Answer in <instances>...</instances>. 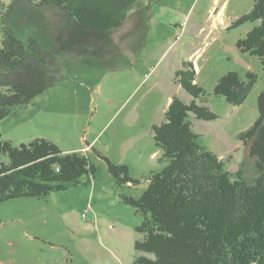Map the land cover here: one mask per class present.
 <instances>
[{
    "label": "rangeland",
    "instance_id": "rangeland-1",
    "mask_svg": "<svg viewBox=\"0 0 264 264\" xmlns=\"http://www.w3.org/2000/svg\"><path fill=\"white\" fill-rule=\"evenodd\" d=\"M254 2L139 0L121 27L109 33L98 56L57 54L50 68L62 79L0 119L1 133L14 145L49 139L64 153L89 157L97 169L88 184L84 177L80 184L46 197L0 201V264H131L151 255L135 248L143 238L136 230L143 217L123 196L139 198L148 176L167 165L160 160L163 150L152 126L165 119L175 96L186 103L195 100L217 115L203 120L189 114L197 141L220 156L234 178L242 166L251 181L253 162L242 165L247 152L239 134L259 117L264 63L240 50L237 42L259 21L232 25ZM13 3L0 0V48L5 27L23 41L35 37L50 48L65 25L62 11ZM232 71L245 81L249 72L257 74L240 105L215 94L220 78ZM191 76L203 88L200 97L184 85L193 83ZM102 155L128 166L129 175L141 182L120 185Z\"/></svg>",
    "mask_w": 264,
    "mask_h": 264
},
{
    "label": "trees",
    "instance_id": "trees-1",
    "mask_svg": "<svg viewBox=\"0 0 264 264\" xmlns=\"http://www.w3.org/2000/svg\"><path fill=\"white\" fill-rule=\"evenodd\" d=\"M19 3L55 6L62 11L65 25L54 34L50 48L35 37L23 41L11 27H5L0 48V119L62 79L50 68L57 54L98 56L109 33L121 27L139 0H14L13 4ZM249 21L259 24L237 46L264 63V0H255L253 9L232 26ZM247 77L245 81L239 73L228 72L214 87L215 94L231 104H243L257 74L249 72ZM191 79L193 83L184 85L200 97L203 88ZM171 100L165 119L152 126L156 145L163 150L160 160L167 165L148 176L147 188L139 198L123 196L143 217L136 227L143 238L135 248L151 254L131 264H264V90L258 98V119L239 134L247 152L242 165L253 162L251 181L242 166L234 178L225 161L197 141L199 134L189 114L203 120H214L217 115L195 100L186 103L177 96ZM102 157L120 185L141 182L129 175L128 166ZM96 169L89 157L64 153L49 139L14 145L0 130V201L46 197L80 184L84 177L88 184Z\"/></svg>",
    "mask_w": 264,
    "mask_h": 264
},
{
    "label": "built area",
    "instance_id": "built-area-1",
    "mask_svg": "<svg viewBox=\"0 0 264 264\" xmlns=\"http://www.w3.org/2000/svg\"><path fill=\"white\" fill-rule=\"evenodd\" d=\"M87 212H88V210L86 208V211L83 213L84 217H87Z\"/></svg>",
    "mask_w": 264,
    "mask_h": 264
},
{
    "label": "crops",
    "instance_id": "crops-1",
    "mask_svg": "<svg viewBox=\"0 0 264 264\" xmlns=\"http://www.w3.org/2000/svg\"><path fill=\"white\" fill-rule=\"evenodd\" d=\"M197 67H198V69H199V66H198V64H197ZM168 105H169V104H167V107H166V108H168Z\"/></svg>",
    "mask_w": 264,
    "mask_h": 264
}]
</instances>
